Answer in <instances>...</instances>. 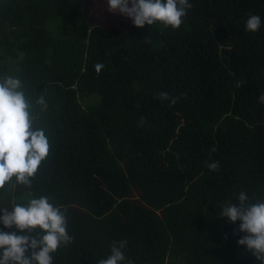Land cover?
<instances>
[{
    "label": "trees",
    "instance_id": "16d2710c",
    "mask_svg": "<svg viewBox=\"0 0 264 264\" xmlns=\"http://www.w3.org/2000/svg\"><path fill=\"white\" fill-rule=\"evenodd\" d=\"M92 1L114 14L107 0H0V78L22 81L50 143L0 209L42 196L67 209L53 264H97L121 240L122 264H260L219 213L241 191L264 200V0H189L179 29L127 17L128 31L91 26Z\"/></svg>",
    "mask_w": 264,
    "mask_h": 264
},
{
    "label": "clouds",
    "instance_id": "9594fccd",
    "mask_svg": "<svg viewBox=\"0 0 264 264\" xmlns=\"http://www.w3.org/2000/svg\"><path fill=\"white\" fill-rule=\"evenodd\" d=\"M107 5L108 11L131 18L139 28L160 22L173 29L180 28L182 18L193 7L189 0H107ZM261 24L260 16L249 15L245 30L256 33ZM103 67V64L95 65L96 72L99 74ZM235 86L240 88L244 84L238 81ZM22 88L19 78H0V190L13 181V186L30 188L50 151L45 131L34 127L38 117L33 114L34 105ZM154 98L169 102V106H174L178 100L166 92H159ZM258 103L264 104V92L258 97ZM35 105L40 106L41 112L48 107L43 96L35 100ZM207 167L219 171V162L208 163ZM237 199L238 203L229 201L224 205L219 216L228 218L230 223L242 222L238 231L245 235L238 244L246 246L260 264H264V200L252 203L243 191ZM66 212V208L62 211L43 196L30 199L24 205L14 204L11 209H0L3 213L0 223L5 228L15 227L21 233H29L18 235L16 231L0 230V264H53L52 254L72 241L67 231ZM126 247L127 241H114L111 255L97 264H122Z\"/></svg>",
    "mask_w": 264,
    "mask_h": 264
},
{
    "label": "rangeland",
    "instance_id": "374dc122",
    "mask_svg": "<svg viewBox=\"0 0 264 264\" xmlns=\"http://www.w3.org/2000/svg\"><path fill=\"white\" fill-rule=\"evenodd\" d=\"M91 1V0H88ZM85 12L88 14V21L91 26H98L108 29L110 26H118L122 31H128L127 17L120 13L107 15V7L98 2H89L86 4Z\"/></svg>",
    "mask_w": 264,
    "mask_h": 264
}]
</instances>
